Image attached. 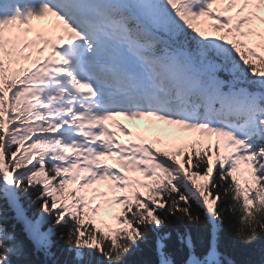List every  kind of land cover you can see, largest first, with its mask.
Listing matches in <instances>:
<instances>
[{
	"label": "snow or ice",
	"instance_id": "obj_1",
	"mask_svg": "<svg viewBox=\"0 0 264 264\" xmlns=\"http://www.w3.org/2000/svg\"><path fill=\"white\" fill-rule=\"evenodd\" d=\"M116 116L194 135L154 147L172 133ZM225 201L264 238V0H0V264H264L222 245Z\"/></svg>",
	"mask_w": 264,
	"mask_h": 264
},
{
	"label": "trees",
	"instance_id": "obj_2",
	"mask_svg": "<svg viewBox=\"0 0 264 264\" xmlns=\"http://www.w3.org/2000/svg\"><path fill=\"white\" fill-rule=\"evenodd\" d=\"M187 155V153H185ZM211 155V153H209ZM180 158V157H178ZM194 179L197 181L198 184L203 183V181L200 179V177H194ZM144 191V190H143ZM229 201H225V203L220 205V209L223 210L222 214L224 215V225H223V231L221 233V242L224 248L227 251L233 252L234 253V258L237 260H252L254 262L259 261L262 256V249H264V238H261L257 240L254 244L249 245V246H244L241 244V242L232 234L230 231V226L234 225L237 221V216H234L231 213H228L226 211L227 208V203ZM2 203V202H0ZM24 208L27 212V215L31 218L33 215L37 212V206L36 205H31L29 203V199L25 198L22 201ZM119 208V206H118ZM193 209L196 211H200L201 217L203 218V212L202 210L197 209L195 203L193 202ZM8 227L12 230L15 231V234L17 235V238L20 242H22L26 248H30V243L23 231V225L20 223H17L12 217L13 213L8 212ZM49 225L45 224L43 225V228L46 230ZM180 227V224L178 221H172L170 222L167 227L164 229L165 231L171 232L173 234V237H175L177 229ZM201 229L203 231H207V229L203 228L201 226ZM56 239V247L55 251H57L58 257L60 259H63L64 257L60 255V253L63 251V244L62 242L55 237ZM29 259L33 260L36 262V264H39L40 261L44 259L43 255H30L28 257ZM130 262L133 261H154L155 260V254L154 251L152 250V247L150 244L147 243H141L139 248L127 258Z\"/></svg>",
	"mask_w": 264,
	"mask_h": 264
},
{
	"label": "rangeland",
	"instance_id": "obj_3",
	"mask_svg": "<svg viewBox=\"0 0 264 264\" xmlns=\"http://www.w3.org/2000/svg\"><path fill=\"white\" fill-rule=\"evenodd\" d=\"M132 121H133V120H132ZM105 218H107V217H105ZM107 220H108V222H109L110 224H112L113 226L116 225V222H115V221H112L110 218L107 219Z\"/></svg>",
	"mask_w": 264,
	"mask_h": 264
}]
</instances>
